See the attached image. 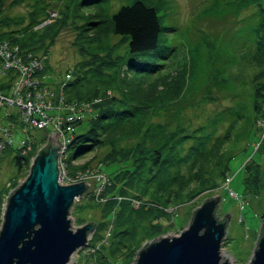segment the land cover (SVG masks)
Returning <instances> with one entry per match:
<instances>
[{"label": "trees", "instance_id": "16d2710c", "mask_svg": "<svg viewBox=\"0 0 264 264\" xmlns=\"http://www.w3.org/2000/svg\"><path fill=\"white\" fill-rule=\"evenodd\" d=\"M108 2L0 0V49L15 67L37 64L32 87L49 103L46 115L56 111L62 118L60 126L52 119L38 130L48 128L50 134L57 127L67 141L58 159L63 178L74 182L79 169L74 162L85 155L106 167L97 195L88 189L70 212L76 224L93 217L86 247L96 264L130 261L145 243L169 232L175 208L224 190L229 161L244 147L251 145L264 155V0L224 2L236 24L244 21L237 19L242 11L252 9L251 18L245 19L247 51L223 55L201 40L192 43L187 56L168 37L161 2L135 0L113 13ZM222 2L210 1L201 18L215 20ZM94 3L105 6L90 8ZM17 7L25 13L5 15ZM67 29L79 61L65 74L56 97L44 87L45 72L50 48ZM200 48L210 54L206 62L211 69L197 60ZM1 58L0 95L8 97L19 73L3 69ZM220 100L226 105L220 107ZM208 105L218 107L204 112ZM61 106L71 113L59 111ZM2 108V119L25 126L16 107ZM68 114L74 121L66 123ZM83 119L85 129L74 132ZM8 134L10 143L0 158L11 144ZM46 143L47 136L26 140L15 150L11 183L0 186V217L4 198L24 180L32 158ZM28 146L31 150L25 151ZM241 170L244 195H263L261 164L249 159Z\"/></svg>", "mask_w": 264, "mask_h": 264}, {"label": "rangeland", "instance_id": "374dc122", "mask_svg": "<svg viewBox=\"0 0 264 264\" xmlns=\"http://www.w3.org/2000/svg\"><path fill=\"white\" fill-rule=\"evenodd\" d=\"M108 1L107 9L110 13H113L120 6L130 4L135 0ZM153 1L158 2V4L159 2L162 3L161 11L164 10L166 14L164 25L171 30L168 37L175 42L176 47L181 49L180 51L183 52L185 56L189 55L188 49L193 45L192 43L201 40L213 43L214 47L219 50L218 52L223 55L240 54L248 50L250 37L249 20L245 19L251 18L250 15L252 14V9L242 11L237 19L238 21L244 19V21H239V23L236 24V20L230 16L231 14L228 13V10L224 7V2L227 0H223V5L217 7L215 13L217 18L215 20L201 18L200 16V11L203 10L212 0ZM99 4L100 3H94L90 8L97 7ZM52 5H55V3ZM100 5L105 6L103 4ZM24 13V7H17L6 11L5 15L8 17H14L23 15ZM72 39L73 34L70 29L62 31L56 38V41L50 48L48 54V68L45 72L44 87L47 89L48 93H55L56 97L59 93L58 86L64 81L65 74L71 69L73 64L79 61V57L71 47ZM111 42L115 41L112 40ZM198 53L200 56L197 60L200 61L202 65L205 63L208 65L210 62L206 61L210 54L204 50V48H200ZM210 66L211 65H208L209 69H211ZM206 69L207 68L204 67V70ZM219 104L220 107L226 105L225 101L221 100ZM53 105H55V103H53ZM216 107H218V105H208L203 109L204 112H211ZM47 113L54 119L57 118L56 111H48ZM198 113L202 120L200 112ZM2 114L3 108L0 109V123L2 124L1 126L6 125L8 127L9 132L11 133V144L10 146L6 145L0 158V186H8L10 185V180L15 172L14 167L11 164V158L15 154V150L26 140L38 141L40 138L48 136L49 129L45 128L43 130H38L26 126L21 127L13 122L9 124L6 120L2 119ZM85 127L86 121L83 119L81 124L74 128V132H79L81 129L84 130ZM262 136H264V132ZM262 138L264 139V137ZM7 141L8 137H5L4 142L7 143ZM241 145H243V143ZM30 150V146L25 148V151ZM249 159H251L252 162L260 163L264 169V155L254 152L251 145L249 147H244V150L237 153L229 161L227 170L229 183L226 188L211 193H204L193 203L175 208L172 214V226L169 232L161 236H178L179 233L187 227L190 221L191 212H194L205 200L218 197L219 202L216 209V218L221 220L225 214L229 215L224 237L225 240L227 235L229 240H223L220 245L219 255L221 261L227 259L229 264H248L252 256V251L255 248L254 244L258 237L259 227L261 222H264V194L260 197L249 199L243 193L242 179L244 174L241 167L242 164ZM74 163L79 169L74 173L73 178L76 176H82V180H78L77 183H87L89 185V191L93 192L92 195H97V190L99 189V184L101 182L98 178L101 179L104 177L102 174L105 173L106 167H99L97 157L91 158V156L87 155L75 160ZM22 181L23 180H18L14 188H16ZM61 184L69 185L70 183H67L63 178ZM6 197L3 200L1 214ZM75 201L78 202L80 200L77 199ZM68 218L73 230L88 223H94L93 217H86L82 224L74 223L70 214ZM83 249L84 250L72 254L68 264H96L97 260L93 256L92 249L88 247ZM135 256L132 257L130 261H120L117 264H132ZM114 263L113 260L109 261V264Z\"/></svg>", "mask_w": 264, "mask_h": 264}, {"label": "water", "instance_id": "95a60500", "mask_svg": "<svg viewBox=\"0 0 264 264\" xmlns=\"http://www.w3.org/2000/svg\"><path fill=\"white\" fill-rule=\"evenodd\" d=\"M59 150L57 134L50 133L24 180L7 195L0 223V264H68L72 254L87 246L94 224L73 230L68 217L89 186L60 184ZM218 202V197L205 200L178 236L145 243L132 264H228L219 252L229 215L216 218ZM254 247L248 264H264V222Z\"/></svg>", "mask_w": 264, "mask_h": 264}, {"label": "built area", "instance_id": "2783aa9c", "mask_svg": "<svg viewBox=\"0 0 264 264\" xmlns=\"http://www.w3.org/2000/svg\"><path fill=\"white\" fill-rule=\"evenodd\" d=\"M0 57H2L1 59L3 69H16V71L19 73V77H17L15 84L11 89V94L8 97L0 95V109L4 106H7L8 109L16 107L19 111L21 121L26 127H30L32 129H42L46 127V124L49 123V120L54 118L48 117L46 115L45 111L50 109L49 103L42 97V94L34 91L32 87L36 84V82L33 80L34 78L32 77V74L39 70L37 64H34L29 68H27V66L15 67L12 63L7 61L8 54H5L3 49H0ZM61 109L66 113H71V110L66 111L62 106L60 107L59 111ZM67 117L68 118L65 120L66 123L74 121V119L69 114ZM54 120L57 126L58 124L59 126L61 125L62 118L60 115H58V117ZM8 132L9 130L6 127L0 126V153L2 152L5 144L10 143L9 139L7 143L4 142V138L9 137ZM55 133L57 134L60 143V156L65 148V145L67 144V141H64L62 137L63 135L60 133L57 127L55 128ZM59 172L61 184V181L63 180V174L60 171V168ZM74 179L75 180L72 183H77L78 180H82V177L79 176L75 177ZM66 182L69 183L68 180Z\"/></svg>", "mask_w": 264, "mask_h": 264}, {"label": "crops", "instance_id": "0c3cea01", "mask_svg": "<svg viewBox=\"0 0 264 264\" xmlns=\"http://www.w3.org/2000/svg\"><path fill=\"white\" fill-rule=\"evenodd\" d=\"M2 124L0 123V126H1ZM4 126V125H3Z\"/></svg>", "mask_w": 264, "mask_h": 264}, {"label": "bare ground", "instance_id": "6f19581e", "mask_svg": "<svg viewBox=\"0 0 264 264\" xmlns=\"http://www.w3.org/2000/svg\"><path fill=\"white\" fill-rule=\"evenodd\" d=\"M228 262V261H227ZM229 264V263H228Z\"/></svg>", "mask_w": 264, "mask_h": 264}]
</instances>
